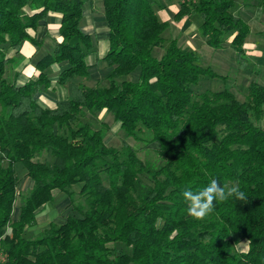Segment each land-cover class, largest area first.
I'll list each match as a JSON object with an SVG mask.
<instances>
[{
	"label": "trees",
	"instance_id": "1",
	"mask_svg": "<svg viewBox=\"0 0 264 264\" xmlns=\"http://www.w3.org/2000/svg\"><path fill=\"white\" fill-rule=\"evenodd\" d=\"M254 1L264 11V0H181L174 20L200 16L206 44L218 50L229 42L244 65L252 29L238 9ZM87 2L0 0L1 264H264V83L251 82L243 102L229 89L196 94L203 79L227 83L228 76L203 66L178 39L166 44L170 24L156 13L159 0H104L107 84H73L89 78L86 59L95 49L81 25ZM51 13L61 15L62 41L36 63L38 78L18 86L7 69L26 41L38 53L41 42L30 31ZM55 64L67 66L58 84H71V98L49 109L35 96L51 87L47 70ZM104 111L125 134L119 148L106 144L107 124H93ZM127 139L159 144L160 169L146 167ZM20 166L33 187L14 219ZM211 179L238 184L246 199L219 202L196 220L182 192ZM75 187L84 204L73 205L64 223L26 238L54 192L74 204ZM243 240L248 248L239 251ZM116 244L131 253L118 254Z\"/></svg>",
	"mask_w": 264,
	"mask_h": 264
},
{
	"label": "rangeland",
	"instance_id": "2",
	"mask_svg": "<svg viewBox=\"0 0 264 264\" xmlns=\"http://www.w3.org/2000/svg\"><path fill=\"white\" fill-rule=\"evenodd\" d=\"M180 1L181 0H159L155 8L159 19L163 21L162 19L166 18L167 22L172 25L163 35L166 44L178 35L176 27L178 24L175 23L177 21H173V15H175V10L178 8L177 4H179ZM241 8L242 6H240L238 10H241ZM245 14L244 15L248 18H252L250 26L254 35H252V37H250L251 39L246 43L247 63L244 65L239 64L238 55L230 47L229 42H226L222 49L215 50L206 44V40L200 35L199 31L189 35L182 34L180 36V46L197 51L203 66L211 67L216 73L228 76L227 83L219 79H203L197 87H194L196 94H201L205 91H222L224 89H229L235 94L239 101L243 102L246 99L248 87L251 82L264 83V11L259 8L257 2L254 1L253 8L250 12ZM192 21V24L198 26L201 25L202 22L200 16L193 17ZM189 24L191 26V23ZM161 54V49L155 51V55L161 56ZM103 75L99 83L103 82V84H107V75ZM104 112L93 124H95L96 128L100 127L101 122L107 124L109 126V131L106 135L105 142L109 146L119 148L126 138L125 134L121 131L119 123L114 121L113 115L108 111ZM89 121L93 122V119L89 117ZM126 141L134 147L139 159L146 167L152 171H158L160 169L163 160L159 154V144L147 146L145 143L135 142L133 139H127ZM42 159H46L47 161L49 157L44 155ZM38 160H40V158H38ZM18 174L21 179L19 185L20 196L16 204L14 219L17 218L19 207L21 206V197L28 193L33 187V182L27 177L24 167L20 166L18 168ZM144 183L151 185V182L146 179H144ZM74 190L76 192L74 204L71 203V200L65 194L55 192L54 202L39 211L36 224L27 230L25 237L29 239L38 238L42 231L48 227L50 222H55L57 224L64 223L66 218L72 214L73 205L79 203L84 204V199L78 194L79 188L75 187ZM44 219H46L44 223H41L40 221ZM247 246V241L243 240L238 244L237 248L239 251H246L248 248ZM113 247L118 254L131 253L130 249L121 244L113 245Z\"/></svg>",
	"mask_w": 264,
	"mask_h": 264
},
{
	"label": "crops",
	"instance_id": "3",
	"mask_svg": "<svg viewBox=\"0 0 264 264\" xmlns=\"http://www.w3.org/2000/svg\"><path fill=\"white\" fill-rule=\"evenodd\" d=\"M177 6L178 8L175 10L174 14H177V12L179 11V4H177ZM252 8L253 6L249 9L242 7L241 10H238L240 16L247 23H249V25L250 22H252V18H248L247 16H245V13L250 12ZM25 12L27 14L34 13L29 7L25 8ZM174 16L175 15H173V17ZM162 20L164 22H167L166 18H163ZM173 21L175 22L174 19ZM192 22V19H183L179 22H175L178 24L176 26L178 30V35L174 39H178V41H180L179 38L182 34L189 35L193 32L198 31L200 25H194L192 24ZM189 23H191V26ZM60 25L61 15L51 13L48 16V21L45 25L39 26L38 29L35 31H30L31 36L35 37L38 42H41V48L37 53L35 46L31 42L26 41L23 44L19 55L16 57V61L7 69V78L9 81L15 82L18 86H24L25 84L34 81L38 78L40 72L36 68V63L45 55L51 53L54 50L56 42L60 43L62 41V37L59 33ZM81 25L83 32L92 37L95 49L86 59L87 65L90 67L89 78H76L73 80L72 83L76 85H85L86 87L92 88L100 84L99 82H101V78L102 76H104L103 74H105V76H108L111 71V69L107 66V63L104 60L110 48L109 29L104 20V0H92V2H87L85 4ZM171 26L172 25H170L169 28H171ZM252 35H254L253 31L250 37H252ZM250 37L247 39V41L251 39ZM9 56L14 57L15 52L11 51L9 53ZM66 68V64H55L47 70V73L51 80V87L35 96L36 101L42 107L54 109L59 103L66 102L71 98V84H68L67 86H61L58 84L59 75ZM101 115L99 117H101ZM45 220L46 219L40 222L44 223ZM51 223L55 222H50L49 224Z\"/></svg>",
	"mask_w": 264,
	"mask_h": 264
},
{
	"label": "clouds",
	"instance_id": "4",
	"mask_svg": "<svg viewBox=\"0 0 264 264\" xmlns=\"http://www.w3.org/2000/svg\"><path fill=\"white\" fill-rule=\"evenodd\" d=\"M182 196L187 205V214L196 220H203L209 216L219 202H225L233 197L237 200L246 199V194L240 190L238 184L221 185L218 179L209 180L207 186L198 191H193L191 186H187Z\"/></svg>",
	"mask_w": 264,
	"mask_h": 264
},
{
	"label": "built area",
	"instance_id": "5",
	"mask_svg": "<svg viewBox=\"0 0 264 264\" xmlns=\"http://www.w3.org/2000/svg\"><path fill=\"white\" fill-rule=\"evenodd\" d=\"M4 262H5L4 258L0 256V264Z\"/></svg>",
	"mask_w": 264,
	"mask_h": 264
}]
</instances>
